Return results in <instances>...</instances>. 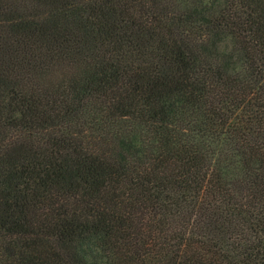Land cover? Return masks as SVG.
Returning <instances> with one entry per match:
<instances>
[{
  "label": "trees",
  "instance_id": "trees-1",
  "mask_svg": "<svg viewBox=\"0 0 264 264\" xmlns=\"http://www.w3.org/2000/svg\"><path fill=\"white\" fill-rule=\"evenodd\" d=\"M0 264H264V0H0Z\"/></svg>",
  "mask_w": 264,
  "mask_h": 264
}]
</instances>
